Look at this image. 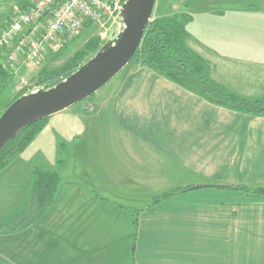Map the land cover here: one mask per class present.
Here are the masks:
<instances>
[{"label":"crops","instance_id":"1","mask_svg":"<svg viewBox=\"0 0 264 264\" xmlns=\"http://www.w3.org/2000/svg\"><path fill=\"white\" fill-rule=\"evenodd\" d=\"M183 1L155 0L152 15H187L183 38L208 78L264 96V0ZM18 2L0 0V23ZM105 85L48 116L0 170V211L18 212L0 223V264H240L248 254L264 264V196L229 187L264 184V113L214 104L140 63ZM34 167L59 177L37 216ZM18 221L28 223L11 229Z\"/></svg>","mask_w":264,"mask_h":264},{"label":"trees","instance_id":"2","mask_svg":"<svg viewBox=\"0 0 264 264\" xmlns=\"http://www.w3.org/2000/svg\"><path fill=\"white\" fill-rule=\"evenodd\" d=\"M35 2L36 0H19L16 8L13 9L4 22L0 23V26H6L12 14L28 9ZM187 19L188 17L185 14L150 19L144 29L138 47L125 67L129 63L147 65L214 104L248 113H264V96L250 100L243 99L229 93L223 86L208 78L205 61L201 56L192 51L184 41L183 24ZM91 24L94 23L90 20H84L81 30ZM76 36L67 39L59 50L50 52L47 56L59 57L63 53L65 45L72 43ZM102 43L103 41L99 40L95 35L89 37L83 46L66 59L59 68L50 70L48 66H43L31 78L34 85L27 88L24 86L7 100L4 98V95L11 87L13 70L2 67L0 63V114L15 98L26 92L30 87L42 85L50 87L61 81L92 57L99 50ZM46 118L37 120L20 129L12 138L5 142L0 149V170L24 150L43 128ZM57 160L58 162L61 160L59 155ZM32 174L30 210L28 212L30 214L34 213L33 215L37 216L48 205L59 177L55 171L43 170L37 167L33 168ZM229 187L241 190L247 197L264 196V184L257 186L233 185ZM171 194L173 192L154 197L149 206L158 202L162 197ZM24 219L23 217L21 220ZM20 221L15 223L11 229L20 226V224L25 225L29 220L24 223Z\"/></svg>","mask_w":264,"mask_h":264},{"label":"water","instance_id":"3","mask_svg":"<svg viewBox=\"0 0 264 264\" xmlns=\"http://www.w3.org/2000/svg\"><path fill=\"white\" fill-rule=\"evenodd\" d=\"M155 0H125L99 50L50 87L38 86L15 98L0 114V149L20 129L92 95L133 56Z\"/></svg>","mask_w":264,"mask_h":264},{"label":"built area","instance_id":"4","mask_svg":"<svg viewBox=\"0 0 264 264\" xmlns=\"http://www.w3.org/2000/svg\"><path fill=\"white\" fill-rule=\"evenodd\" d=\"M124 1L36 0L28 9L12 14L6 26H0V47L7 50L2 67L13 68L20 60L39 62L79 34L84 20L98 24L103 29L100 38L105 39ZM20 85L26 82L21 80Z\"/></svg>","mask_w":264,"mask_h":264},{"label":"rangeland","instance_id":"5","mask_svg":"<svg viewBox=\"0 0 264 264\" xmlns=\"http://www.w3.org/2000/svg\"><path fill=\"white\" fill-rule=\"evenodd\" d=\"M179 1L181 2L182 0H169V4H171V2H173V3L178 2L179 3ZM184 1L182 3H184ZM188 1H192V3H191L192 5L199 4V6H204V5L208 4V5L212 6V4L220 5L222 3L231 5L233 0H188ZM248 1L250 2V1H258V0H237L236 3L242 4V2H248ZM181 6L184 7L183 4H181ZM174 8H177V4L174 5ZM155 17H157L156 12H154L153 15H151L150 19L155 18ZM101 33H103V29L100 28L98 26V24H91L90 26L83 28L80 31V33L74 38L72 43L65 45V47L63 48V53L59 57H52L49 55V56L44 57L42 60H40L39 62H36V63H33L31 61H23V60L18 61L16 68L15 67L11 68L13 70V77L11 80L12 81L11 89L13 88L15 91L16 90L20 91L24 86V85H20L21 80H24L26 82V85H25L26 88L34 85V82L31 78L35 73L40 71L43 66H48L50 70L59 68L65 62L66 59H68L70 56H72L76 51H78L83 46L84 42L89 37L95 35L99 38V40H101V38H100ZM107 35H108V33H107ZM101 41H104V39ZM3 49H5V48H3ZM6 51H7L6 49L2 50V47H0V54H1V52H3V54H4V53H6ZM103 86L101 88H105V86H107V85H105L104 87ZM8 94H9V89L5 92V95H8ZM15 207H16L15 205H11L10 207H7V206L3 207V209H5V210L0 211V223H9V222L11 223V221H14L15 219L18 218V212L15 214H9L10 209L11 210L17 209V208L14 209ZM255 233L256 234H254V238H255V241L258 242L259 240H261L258 238L259 232H255ZM257 244H260V243L258 242ZM262 247H263V245H262ZM246 253H247V249L244 248V252L243 253L241 252L240 256H241V254H243L244 256H247V255H245ZM257 256H258L257 257L258 262L261 263L264 261V247L262 248V251L259 249V253L257 254ZM253 257H255V254L254 255L248 254L247 260L242 257L241 260H239L240 264L241 263L253 264Z\"/></svg>","mask_w":264,"mask_h":264}]
</instances>
